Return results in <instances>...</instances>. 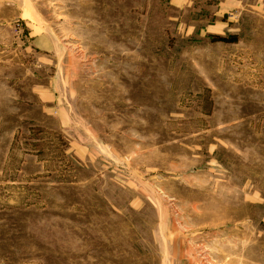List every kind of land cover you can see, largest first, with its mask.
<instances>
[{
    "label": "rangeland",
    "instance_id": "1",
    "mask_svg": "<svg viewBox=\"0 0 264 264\" xmlns=\"http://www.w3.org/2000/svg\"><path fill=\"white\" fill-rule=\"evenodd\" d=\"M219 1L0 0V264H264V18Z\"/></svg>",
    "mask_w": 264,
    "mask_h": 264
},
{
    "label": "crops",
    "instance_id": "2",
    "mask_svg": "<svg viewBox=\"0 0 264 264\" xmlns=\"http://www.w3.org/2000/svg\"><path fill=\"white\" fill-rule=\"evenodd\" d=\"M221 10L233 9L234 13H259L264 18V0H221ZM226 7V8H225ZM220 10H218L219 13ZM224 13V12H223ZM223 16V14H222Z\"/></svg>",
    "mask_w": 264,
    "mask_h": 264
}]
</instances>
